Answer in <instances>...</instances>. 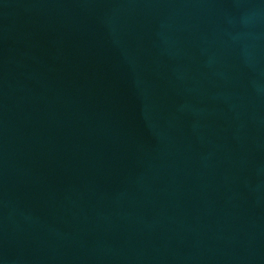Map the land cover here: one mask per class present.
<instances>
[{"label": "water", "instance_id": "obj_1", "mask_svg": "<svg viewBox=\"0 0 264 264\" xmlns=\"http://www.w3.org/2000/svg\"><path fill=\"white\" fill-rule=\"evenodd\" d=\"M0 264H264V0H0Z\"/></svg>", "mask_w": 264, "mask_h": 264}]
</instances>
